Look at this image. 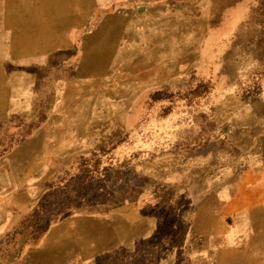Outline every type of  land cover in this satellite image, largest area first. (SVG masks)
<instances>
[{
    "label": "rangeland",
    "instance_id": "374dc122",
    "mask_svg": "<svg viewBox=\"0 0 264 264\" xmlns=\"http://www.w3.org/2000/svg\"><path fill=\"white\" fill-rule=\"evenodd\" d=\"M263 93L264 0H0L6 264H209L240 237L218 186ZM97 150L92 182L54 198L71 207L23 228Z\"/></svg>",
    "mask_w": 264,
    "mask_h": 264
},
{
    "label": "crops",
    "instance_id": "0c3cea01",
    "mask_svg": "<svg viewBox=\"0 0 264 264\" xmlns=\"http://www.w3.org/2000/svg\"><path fill=\"white\" fill-rule=\"evenodd\" d=\"M261 97L264 99V93ZM263 101L254 107H264ZM254 115L253 111L246 112V119L237 132L243 143L240 169L238 161L232 162L231 172H227L218 186L223 201L221 214L234 221L223 234L240 237L221 248L215 242L209 253V264H264V114L255 118L261 123L258 128L247 120ZM172 255L170 251L167 253L169 259ZM168 258L163 254L161 264Z\"/></svg>",
    "mask_w": 264,
    "mask_h": 264
},
{
    "label": "trees",
    "instance_id": "16d2710c",
    "mask_svg": "<svg viewBox=\"0 0 264 264\" xmlns=\"http://www.w3.org/2000/svg\"><path fill=\"white\" fill-rule=\"evenodd\" d=\"M104 150H97L91 152L86 156H79L75 158L73 163L66 169L62 170V173L49 184L46 185V191L43 195V198L38 203V205L32 210V212L27 216V218L23 221V228L31 227L34 228L38 226L45 217L52 215L53 208L57 207L58 212L57 215H60L67 211L71 206L60 203L55 205L54 198L59 196L60 194L65 193L71 186L74 187L78 184L79 181L90 180L92 182L93 179V167L96 168L100 162V156ZM80 205L78 204L76 208ZM22 227L16 230V234L18 236L22 233ZM24 242V239L22 243ZM17 245V242H12ZM25 243V242H24ZM21 244V243H20ZM19 245V244H18ZM9 244L7 243L6 248L2 249L0 252V264H6L9 260L15 257L16 252H13L14 249H8ZM12 247V246H11Z\"/></svg>",
    "mask_w": 264,
    "mask_h": 264
}]
</instances>
